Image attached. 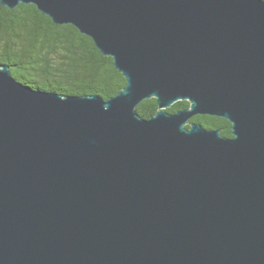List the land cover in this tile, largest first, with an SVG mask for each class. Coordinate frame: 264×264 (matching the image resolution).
<instances>
[{"label":"water","instance_id":"95a60500","mask_svg":"<svg viewBox=\"0 0 264 264\" xmlns=\"http://www.w3.org/2000/svg\"><path fill=\"white\" fill-rule=\"evenodd\" d=\"M0 4L76 27L127 81L65 96L0 64V264H264V0Z\"/></svg>","mask_w":264,"mask_h":264},{"label":"trees","instance_id":"16d2710c","mask_svg":"<svg viewBox=\"0 0 264 264\" xmlns=\"http://www.w3.org/2000/svg\"><path fill=\"white\" fill-rule=\"evenodd\" d=\"M0 64L9 66L12 75L28 87L65 96L98 95L109 100L127 85L113 58L104 56L93 39L72 25H56L35 5L21 4L11 10L0 4ZM189 107L188 101H179L168 112ZM158 110L154 98L137 107L143 119H151ZM191 123L233 137L227 119L198 115Z\"/></svg>","mask_w":264,"mask_h":264}]
</instances>
